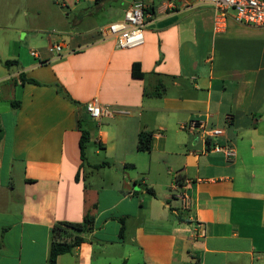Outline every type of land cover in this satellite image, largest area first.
<instances>
[{
	"label": "crops",
	"instance_id": "obj_1",
	"mask_svg": "<svg viewBox=\"0 0 264 264\" xmlns=\"http://www.w3.org/2000/svg\"><path fill=\"white\" fill-rule=\"evenodd\" d=\"M135 1L144 42L116 49L89 17ZM231 13L219 31L194 0H16L0 16V264H47L51 226L87 210L91 231L57 264H264V26ZM93 97L108 115L89 116Z\"/></svg>",
	"mask_w": 264,
	"mask_h": 264
},
{
	"label": "built area",
	"instance_id": "obj_2",
	"mask_svg": "<svg viewBox=\"0 0 264 264\" xmlns=\"http://www.w3.org/2000/svg\"><path fill=\"white\" fill-rule=\"evenodd\" d=\"M199 4L208 5L213 9V27L214 30H222L225 27L226 20L232 11V18L244 24L264 26V0H194ZM145 25L144 5L140 1L131 3L124 11L119 20L107 23L100 29L101 36L104 39L113 41L116 49H127L137 47L143 44V28ZM63 47L62 43H53L48 46L49 51H54L59 55ZM32 55H37L36 51H30ZM85 110L90 117L99 118L100 115H108L110 111L107 107L102 108L95 97L85 102ZM188 129L199 128L202 131L204 140L213 138L223 133L221 128H205L204 122L200 120H191L187 125H182ZM211 150L223 151L226 158H233L235 152L230 145H221L214 143L208 145ZM183 208H189L190 199L185 192L178 193ZM194 228L198 229L200 235L204 234L200 222L195 221Z\"/></svg>",
	"mask_w": 264,
	"mask_h": 264
},
{
	"label": "trees",
	"instance_id": "obj_3",
	"mask_svg": "<svg viewBox=\"0 0 264 264\" xmlns=\"http://www.w3.org/2000/svg\"><path fill=\"white\" fill-rule=\"evenodd\" d=\"M16 63L15 59H5L2 64L10 66ZM132 76L141 77L143 72L141 71L139 62L132 63ZM22 76V80H23ZM159 94V91L156 92ZM2 134V127L0 124V138ZM88 138V132L86 129L81 130L80 137V149H83V145ZM152 131L140 130L137 134L136 148L138 150L148 151L151 148ZM93 215L87 210L80 221H58L55 222L50 229V242L47 253V264H57V257L59 254L69 252L73 247L83 241V234L88 233L92 229Z\"/></svg>",
	"mask_w": 264,
	"mask_h": 264
},
{
	"label": "rangeland",
	"instance_id": "obj_4",
	"mask_svg": "<svg viewBox=\"0 0 264 264\" xmlns=\"http://www.w3.org/2000/svg\"><path fill=\"white\" fill-rule=\"evenodd\" d=\"M14 4H16V0H0V16L1 15L5 16L6 14H8L10 12V6H12ZM43 4L44 3H42V5ZM110 17L111 16L109 14V11H107L105 9H98L95 12L92 13V15L89 17L88 22H89V24H92V25L95 22L108 23L110 21V19H111ZM42 20H43V18L41 17L40 21H42ZM0 21L2 22L1 19H0ZM44 29H45L46 33H49L51 35V38H54V37L57 36V33L53 30L52 27L45 26ZM88 124L91 127L94 126V122L89 121ZM86 144H87V146H86V154H87L86 156H87V158L89 160L95 159V156L93 154V150L97 147V144H95L92 139H90Z\"/></svg>",
	"mask_w": 264,
	"mask_h": 264
}]
</instances>
